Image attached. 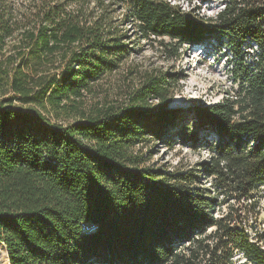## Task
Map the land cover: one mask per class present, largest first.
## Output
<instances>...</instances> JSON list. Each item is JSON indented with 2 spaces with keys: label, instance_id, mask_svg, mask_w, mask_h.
<instances>
[{
  "label": "trees",
  "instance_id": "obj_1",
  "mask_svg": "<svg viewBox=\"0 0 264 264\" xmlns=\"http://www.w3.org/2000/svg\"><path fill=\"white\" fill-rule=\"evenodd\" d=\"M24 1L0 0L9 264H264L249 233L264 189V0H226L214 18L157 0ZM221 39L245 83L235 98L185 114L169 106L184 73L130 67L129 91H102L144 43L177 61ZM151 144L207 158L157 167Z\"/></svg>",
  "mask_w": 264,
  "mask_h": 264
},
{
  "label": "rangeland",
  "instance_id": "obj_2",
  "mask_svg": "<svg viewBox=\"0 0 264 264\" xmlns=\"http://www.w3.org/2000/svg\"><path fill=\"white\" fill-rule=\"evenodd\" d=\"M16 8H23L24 0H7ZM167 2L184 13L197 17L214 18L224 8L226 0H157ZM206 45V49L192 47L185 49L182 56L177 61H166L155 45L152 49L149 44L144 43L143 52L133 55L128 64L120 72L112 76L104 83L102 91L109 90L114 96L116 92L129 91L128 82H134L131 75L126 79L123 74L128 67L132 71L141 70H164L173 73H184L187 79L181 81L180 91L176 93L172 103L169 105L172 109L183 110L187 114L195 104L213 105L235 98L239 92L245 88L243 77L240 75L237 79L233 73L235 61L232 57L225 39ZM168 41V40H167ZM246 52V51H245ZM256 53V52H255ZM255 53L252 51L246 55V63L254 66L256 60ZM239 68V67H238ZM126 81V82H125ZM191 127L195 129V123L191 121ZM153 149L151 155V164L157 167L174 169L176 167L192 166L202 157L207 158L208 150L205 149L200 154L194 153L181 145L167 147L163 144L150 145L143 149L146 153ZM260 216L251 226L254 229L249 230L250 238L254 241H261L264 250V189L258 195ZM238 264L246 262L242 254H238L236 259ZM0 264H9L8 253L4 244L0 243Z\"/></svg>",
  "mask_w": 264,
  "mask_h": 264
},
{
  "label": "built area",
  "instance_id": "obj_3",
  "mask_svg": "<svg viewBox=\"0 0 264 264\" xmlns=\"http://www.w3.org/2000/svg\"><path fill=\"white\" fill-rule=\"evenodd\" d=\"M84 228V232H93V231H95L96 230V227L95 226H91V227H89V228H87V227H85V226H83Z\"/></svg>",
  "mask_w": 264,
  "mask_h": 264
}]
</instances>
